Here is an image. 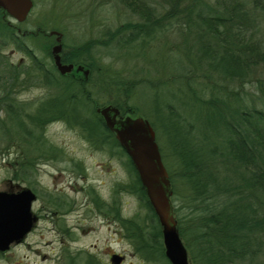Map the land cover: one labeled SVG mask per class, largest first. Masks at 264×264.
Wrapping results in <instances>:
<instances>
[{
    "label": "trees",
    "instance_id": "1",
    "mask_svg": "<svg viewBox=\"0 0 264 264\" xmlns=\"http://www.w3.org/2000/svg\"><path fill=\"white\" fill-rule=\"evenodd\" d=\"M116 1L137 20L66 50L60 37L61 62L73 66L65 74L23 43L27 37L54 35L45 28L17 32L0 17V155L22 145L21 154L8 162L18 168L12 178L25 180L35 160L52 155L55 149L43 137L46 126L64 122L77 128L94 149L124 158L129 185L117 189L137 197L147 211L149 230L132 220L118 221L136 253L148 260L158 255L169 264L136 172L95 109L111 105L121 115H136L139 109L129 104L136 88H151L157 101V86L177 79L182 87L169 94L175 102L150 107L143 116L151 118L154 130L156 121L169 125L166 146L158 144V150L161 159L163 148L174 158L175 175L169 172L171 164L166 167L171 194L175 186L186 189L187 215L179 217L176 228L188 264H264V0ZM173 29L175 50L182 49L181 73L174 79L139 83L119 74L111 77L93 57L98 48L120 51V58L131 46L152 47L161 38L168 45ZM7 45L27 56L29 65L10 63L2 53ZM50 46L42 47L52 58ZM38 84L53 95L32 111L15 101L16 93ZM244 86L257 95L243 91ZM171 209L172 214L178 210L172 204Z\"/></svg>",
    "mask_w": 264,
    "mask_h": 264
},
{
    "label": "rangeland",
    "instance_id": "2",
    "mask_svg": "<svg viewBox=\"0 0 264 264\" xmlns=\"http://www.w3.org/2000/svg\"><path fill=\"white\" fill-rule=\"evenodd\" d=\"M31 1L32 9L24 22L16 24L9 17L4 20L11 26H17L21 32L31 33L37 28H45L46 34L56 31L61 34V43L65 50L87 40L102 39L106 31L121 23L137 20L117 5L116 0ZM170 34L167 37L168 45L161 38L152 47L131 46L120 58L117 57L120 51L98 48L93 57L99 58L101 72L105 66L111 77L119 74L123 79L136 82H147L149 79L156 82L159 78L161 81L166 77L174 79L181 73L182 49L178 46L175 50L178 42L175 30ZM53 40V37L46 36L27 37L23 39V43L32 50L33 55L51 67L52 60L42 46L49 44L51 48ZM166 48L172 51L169 52ZM2 53L12 64L29 65L28 57L12 45L4 47ZM180 87L182 84L177 79L158 85L157 101L153 98L155 93L151 88H136L129 104L136 106L139 113L122 116L140 117L151 123V118L143 116L144 111L149 112L150 107H161L164 102H175L169 94L175 93L176 88ZM243 91L257 95L249 86H244ZM52 95L51 88L38 84L19 91L14 98L17 103L24 104L32 111L37 103ZM97 99L100 102L107 100L101 96ZM254 105L260 107L259 104ZM2 116L0 111V118ZM155 124L157 128L154 126L153 131L156 144L165 147L164 131L169 130V125L166 121H156ZM43 137L55 150L45 160H35L30 176L25 180L13 179L12 172L18 171V168H12L8 164L21 154L22 145L11 146L0 155V191L14 192L27 188L38 196V201L31 207V212L36 215L33 230L25 236L22 243L12 244L0 256V264H87V260L110 264L109 255L113 253L123 257L121 264H166L158 255L148 260L136 253L118 221L132 220L138 226L149 230L147 211L137 197L126 190L117 189L129 185L124 158H118L115 153L108 155L105 150L94 149L77 128L69 127L64 122H54L46 126ZM163 154L164 159L161 161L163 160L165 170L171 164L169 172L175 175L174 158L169 149L163 148ZM30 155L35 156L33 152ZM57 191L74 201L75 206L70 205L66 214H60L61 210L51 207L46 200L45 195L48 192ZM185 194V187L175 186L174 195L170 196L173 209H178L177 212L173 211L176 222L180 216L187 215L182 198ZM96 197L100 203L93 200ZM51 208L57 211L56 215H50ZM61 223L66 229H60Z\"/></svg>",
    "mask_w": 264,
    "mask_h": 264
},
{
    "label": "water",
    "instance_id": "3",
    "mask_svg": "<svg viewBox=\"0 0 264 264\" xmlns=\"http://www.w3.org/2000/svg\"><path fill=\"white\" fill-rule=\"evenodd\" d=\"M32 9L31 0H0V10L10 16L15 23H22ZM56 44L51 48L56 70L65 74L73 69L71 64H62L59 59L61 50L60 33L50 31ZM78 71L82 69L77 66ZM86 74V71H83ZM96 112L104 126L113 133L120 148L130 160L147 201L160 227L163 255L169 264H188L186 249L178 235L176 221L170 203V183L162 164L155 134L147 120L119 116V110L111 105L98 107ZM33 194L24 188L18 192L0 191V252L8 250L29 232L32 226L30 202ZM123 257L113 253L110 264H120Z\"/></svg>",
    "mask_w": 264,
    "mask_h": 264
},
{
    "label": "flooded vegetation",
    "instance_id": "4",
    "mask_svg": "<svg viewBox=\"0 0 264 264\" xmlns=\"http://www.w3.org/2000/svg\"><path fill=\"white\" fill-rule=\"evenodd\" d=\"M1 11V14H0V17H10V16H8L7 14H5L2 10H0ZM31 11V10H30ZM30 13V12H29ZM28 13V14H29ZM28 16V15H27ZM26 16V17H27ZM16 24H18V23H16ZM21 24V23H20ZM17 32H20L19 31V29L17 28ZM49 34V33H48ZM49 36H51V35H49ZM54 41H55V36H54ZM55 44H56V41H55ZM54 44V45H55ZM52 48V47H51ZM60 53H61V50L59 51V53H58V55H59V59H60V62H61V58H60ZM53 57V56H52ZM52 59V58H51ZM52 62H53V59H52ZM62 63V62H61ZM63 64V63H62ZM98 108V107H97ZM96 108V109H97ZM96 109H95V111H96ZM119 116H122L121 114H119ZM122 117H124V116H122ZM112 133V132H111ZM113 134V133H112ZM114 136V135H113ZM21 190V189H20ZM19 191V190H18ZM18 191H14V192H18ZM31 192H32V194H33V199L31 200V202H30V214H31V220H32V226H31V229L29 230V232H31V230H33V225H34V222H35V219H36V215L34 214V213H32L31 212V207H32V205L35 203V202H37L38 201V196H37V194L33 191V190H31ZM74 192H77V191H74ZM9 193H12V192H9ZM45 197H46V200H47V202H48V204L52 207H55L57 210H61V211H59L60 212V214L61 213H63L64 212V214H66L67 212H68V209H69V206L71 205H73L74 204V201L73 200H71V199H69V197L67 196V195H64V193H62V192H48V194H46L45 195ZM93 200H95V201H98L99 203H100V201L99 200H97V197H96V199H93ZM74 206H75V204H74ZM57 214V211L56 210H54V209H50V215L51 216H54V215H56ZM60 219V218H59ZM58 219V220H59ZM57 220V221H58ZM58 224V223H57ZM60 226H61V228L60 229H66V227H64V224L63 223H61L60 224ZM29 232H27L24 236H23V238H21L20 240H18L17 242H14L13 244H15V245H19L20 243H22V240L23 239H25V236L29 233ZM12 245V244H11ZM10 245V246H11ZM9 246V247H10ZM9 249V248H8ZM6 252V251H5ZM3 254H4V252H0V256H3ZM109 257H110V255H109ZM123 261V260H122ZM110 263V262H109ZM122 263V262H121ZM120 263V264H121ZM70 264H72V263H70ZM82 264H83V262H82ZM87 264H98L97 263V260H92V261H90V260H87Z\"/></svg>",
    "mask_w": 264,
    "mask_h": 264
}]
</instances>
